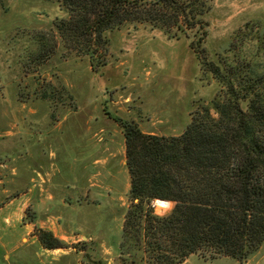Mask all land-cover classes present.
<instances>
[{
	"label": "rangeland",
	"instance_id": "obj_1",
	"mask_svg": "<svg viewBox=\"0 0 264 264\" xmlns=\"http://www.w3.org/2000/svg\"><path fill=\"white\" fill-rule=\"evenodd\" d=\"M65 16L52 0H0V264H125L118 245L129 175L113 116L146 133L176 135L218 88L189 46L195 28L176 39L125 23L106 31V54L92 67L88 56L64 57L59 39L55 50H42L38 37H49ZM202 18L201 46L216 60L239 27L264 23V0H211ZM253 47L250 40L242 50ZM47 195L44 204L59 219L35 205ZM171 207L153 202L158 214ZM38 228L66 247L45 249ZM179 264H264V242L245 262L192 253Z\"/></svg>",
	"mask_w": 264,
	"mask_h": 264
},
{
	"label": "trees",
	"instance_id": "obj_2",
	"mask_svg": "<svg viewBox=\"0 0 264 264\" xmlns=\"http://www.w3.org/2000/svg\"><path fill=\"white\" fill-rule=\"evenodd\" d=\"M52 1L66 16L53 21L49 37H38L42 50H55L59 39L64 57L88 56L92 67L106 54V31L125 23H146L176 39L199 32L189 46L218 88L182 132L146 133L113 116L129 175L118 247L125 264H179L192 253L245 261L264 242V23L239 27L211 60L201 46L211 0ZM250 40L255 49L242 50ZM156 199L172 203L169 212L156 213ZM35 235L46 249L66 247L49 230Z\"/></svg>",
	"mask_w": 264,
	"mask_h": 264
},
{
	"label": "crops",
	"instance_id": "obj_3",
	"mask_svg": "<svg viewBox=\"0 0 264 264\" xmlns=\"http://www.w3.org/2000/svg\"><path fill=\"white\" fill-rule=\"evenodd\" d=\"M103 114H104V116H105V119H106V122H109L111 119H110V117L106 114V113H104L103 112ZM108 158L107 157H103L101 160H97V159H95L94 160V162L92 163V164H96V163H98V162H102V164H104L105 162H106V160H107ZM41 183V182H40ZM91 186H98L97 184H94V183H91L90 184ZM102 186V185H101ZM42 188H40L39 187V190L38 191H40V193H45L46 192V188L44 189L43 188V190H41ZM49 198H51V195H47L46 196V198L44 199V198H40L39 196H38V198L36 197V198H34V202H36L35 203V205L36 206H38V207H44L45 209H47V210H49V211H52L55 215H51L52 213H50V214H46V218L49 220L51 217H54V218H57V219H59V214H58V212L57 211H55V209H53L50 205H45L44 203H45V200L46 199H49ZM63 197H60V198H58V201H59V203H61V204H63L62 203V201H63V199H62ZM43 208V209H44ZM47 210H45V212L44 213H46V211ZM32 223H35V220H33V222H29V224H32ZM36 236V235H35ZM36 238V237H35ZM46 249V248H45ZM48 250H50V249H48ZM52 250V249H51ZM3 256L4 257H6V256H9V254H7V253H3ZM246 261V260H245ZM244 261V262H245Z\"/></svg>",
	"mask_w": 264,
	"mask_h": 264
},
{
	"label": "bare ground",
	"instance_id": "obj_4",
	"mask_svg": "<svg viewBox=\"0 0 264 264\" xmlns=\"http://www.w3.org/2000/svg\"><path fill=\"white\" fill-rule=\"evenodd\" d=\"M155 202H156L157 204H161V205H165V204L167 203L166 200H161V199H156Z\"/></svg>",
	"mask_w": 264,
	"mask_h": 264
}]
</instances>
